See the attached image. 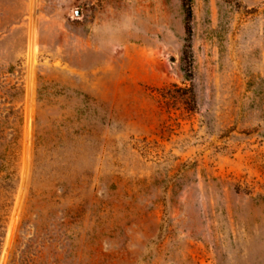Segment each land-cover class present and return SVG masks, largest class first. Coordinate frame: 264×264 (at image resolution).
Returning <instances> with one entry per match:
<instances>
[{"label": "rangeland", "instance_id": "1", "mask_svg": "<svg viewBox=\"0 0 264 264\" xmlns=\"http://www.w3.org/2000/svg\"><path fill=\"white\" fill-rule=\"evenodd\" d=\"M0 0V264H264V0Z\"/></svg>", "mask_w": 264, "mask_h": 264}, {"label": "trees", "instance_id": "2", "mask_svg": "<svg viewBox=\"0 0 264 264\" xmlns=\"http://www.w3.org/2000/svg\"><path fill=\"white\" fill-rule=\"evenodd\" d=\"M191 2L192 0H184V6H186V8L189 10V14L191 12V7H190Z\"/></svg>", "mask_w": 264, "mask_h": 264}]
</instances>
